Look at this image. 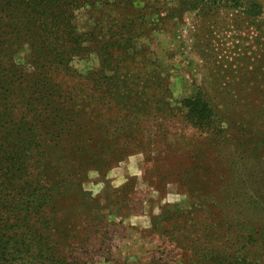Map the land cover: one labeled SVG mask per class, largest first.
Returning <instances> with one entry per match:
<instances>
[{"label": "trees", "instance_id": "trees-1", "mask_svg": "<svg viewBox=\"0 0 264 264\" xmlns=\"http://www.w3.org/2000/svg\"><path fill=\"white\" fill-rule=\"evenodd\" d=\"M241 1L181 3L208 10L240 5L249 19L262 15L261 0ZM91 2L0 0V264H101L76 256L71 239L84 232L90 241L86 246H94L96 228L106 216L93 198L95 210L69 211L66 204L78 198L71 189L78 188L79 199L87 201L91 193L81 184L91 169L107 171L114 160L133 152H143L150 163L152 151L160 159V153L170 157L177 146L150 142L165 133L164 126L149 120L161 118L167 104L157 102L154 113V96L139 92V81L128 72L133 46L129 51L116 47L121 51L116 62L103 61L94 72L95 98L90 73L81 76L72 68L75 57L94 51L87 32L75 23L77 10ZM19 50H27L25 71L13 62ZM179 103L197 131L224 134L222 116L201 96ZM106 106L114 113L104 112ZM54 125L59 129L55 135L50 132ZM250 131L241 129L230 144L240 155H250L246 162L222 151L200 160L194 150L187 166L175 168L192 204L189 209L168 206L158 217L171 222L165 227L176 234L183 264H264V134H254L255 139ZM76 215L84 225L79 234L72 219ZM63 239L67 244L60 248Z\"/></svg>", "mask_w": 264, "mask_h": 264}, {"label": "rangeland", "instance_id": "rangeland-1", "mask_svg": "<svg viewBox=\"0 0 264 264\" xmlns=\"http://www.w3.org/2000/svg\"><path fill=\"white\" fill-rule=\"evenodd\" d=\"M181 1L92 0L89 7L76 12L75 23L87 32V44L94 51L75 57L71 66L78 75L90 73L88 86L94 98L99 88L93 81L94 72L102 64L116 62L121 52L116 47L129 51L133 46L134 56L129 61L132 69L128 72L139 81V92L154 96V113L157 102L167 104L161 118L149 120V124L164 126L165 133L152 136L150 142L177 145L169 152L170 157L160 153L157 159V152L152 151L150 163L143 152H133L120 161L114 160L107 171L91 169L81 184L91 193L87 201L79 199L78 188L71 189L78 198L66 204L69 211L76 214L95 210L93 198L100 204V214L106 216L96 228L99 233L94 246H86L89 240L82 232L83 219L77 215L72 218L77 223L75 234L83 233L71 239L75 254L85 260L98 259L101 264H183L184 252L176 249V234L173 228L165 227L171 222L158 217L168 206L189 209L192 204L193 197L181 189L177 180L182 175L175 168L187 166L189 152L198 150L200 160L222 151L246 162L250 155H240L230 146L236 143L234 136L247 128L251 136L264 134V6L262 15L252 20L239 9L240 5L238 9H192ZM13 57V62L25 71L27 50H19ZM197 95L222 116L224 134L200 133L185 118L186 110L179 101ZM103 111L114 113L107 106ZM97 116H93L96 122ZM50 132L57 134L58 125ZM96 238L101 242L96 243ZM59 242L60 248L67 244L64 239Z\"/></svg>", "mask_w": 264, "mask_h": 264}]
</instances>
